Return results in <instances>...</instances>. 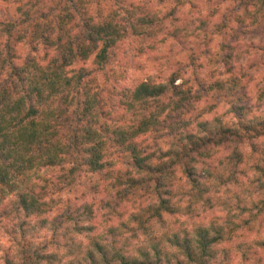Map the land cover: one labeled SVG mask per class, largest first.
Returning <instances> with one entry per match:
<instances>
[{
    "label": "clouds",
    "instance_id": "1",
    "mask_svg": "<svg viewBox=\"0 0 264 264\" xmlns=\"http://www.w3.org/2000/svg\"><path fill=\"white\" fill-rule=\"evenodd\" d=\"M0 264H264V0H0Z\"/></svg>",
    "mask_w": 264,
    "mask_h": 264
}]
</instances>
